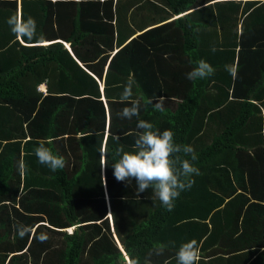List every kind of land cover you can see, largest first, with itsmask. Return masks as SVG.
<instances>
[{
  "label": "trees",
  "instance_id": "1",
  "mask_svg": "<svg viewBox=\"0 0 264 264\" xmlns=\"http://www.w3.org/2000/svg\"><path fill=\"white\" fill-rule=\"evenodd\" d=\"M21 14L38 38L11 32ZM201 59L214 74L187 79ZM130 78L141 108L129 120L118 113ZM160 97L164 113L145 104ZM139 119L198 156L171 211L114 178ZM39 142L63 169L38 162ZM262 200L264 0H0V264H177L191 239L199 264H264Z\"/></svg>",
  "mask_w": 264,
  "mask_h": 264
},
{
  "label": "clouds",
  "instance_id": "2",
  "mask_svg": "<svg viewBox=\"0 0 264 264\" xmlns=\"http://www.w3.org/2000/svg\"><path fill=\"white\" fill-rule=\"evenodd\" d=\"M11 32L16 38L23 40H33L38 38L36 31V21L32 17L26 20L23 15H12L7 19ZM66 45L67 42L65 43ZM65 46V45H64ZM190 63H192L190 61ZM230 75L235 78L236 69H230ZM214 74L213 67L201 59L186 74V78L191 81L202 80ZM135 80L130 78L123 86L120 95L121 102L130 103V107H124L118 116L121 118L132 119L139 117L141 103L139 99L133 98V85ZM145 104L152 105L154 111L165 112L164 97H160L155 102L151 99ZM141 130L135 134L133 150L126 151L123 147H117L113 156L115 162L111 165L114 178L118 182H129L134 180L136 183V195L146 192L149 188L153 189L155 198L158 199L166 210L174 208V201L179 197L180 192L190 189L194 184L193 176L201 175L199 168L193 165V161L198 156L190 145H180L175 142L174 132L171 130H155L152 123L139 119L136 125ZM119 140V137H114ZM34 154L40 164L47 166L51 171L56 172L65 167L63 157L53 154L44 142H39ZM185 157H190L187 159ZM108 166L107 159L101 168ZM24 171L26 167L21 166ZM67 232L71 229L65 227ZM31 229L26 226L18 227V235L23 238L29 234ZM40 242L48 239L47 234H40L36 237ZM166 245L158 244L149 253L151 255H163ZM177 264H199L200 248L196 239H191L182 243L176 252ZM131 264H139L138 260H131Z\"/></svg>",
  "mask_w": 264,
  "mask_h": 264
},
{
  "label": "crops",
  "instance_id": "3",
  "mask_svg": "<svg viewBox=\"0 0 264 264\" xmlns=\"http://www.w3.org/2000/svg\"><path fill=\"white\" fill-rule=\"evenodd\" d=\"M63 43H66V42H64V41H62ZM66 47V46H65ZM69 49V48H68ZM44 86V85H43ZM100 88H101V86H100ZM41 90H44V87H43V89H41ZM107 131H106V129H105V133H106ZM262 203H264V200H262ZM107 216H108V218H109V220H110V214H109V212L107 211ZM74 225H72V226H68V228H70V229H72V227H73ZM110 226H111V224H110ZM114 238H115V241H116V243H117V245H118V247H120L121 248V246H120V244L118 243V241H117V239H116V237L114 236ZM122 252L124 253V251L122 250ZM126 257V260H127V264H130V261H129V259L127 258V256H125ZM205 259V264L208 262V257H206V258H204ZM208 264H209V262H208ZM243 264H245V263H243Z\"/></svg>",
  "mask_w": 264,
  "mask_h": 264
},
{
  "label": "bare ground",
  "instance_id": "4",
  "mask_svg": "<svg viewBox=\"0 0 264 264\" xmlns=\"http://www.w3.org/2000/svg\"><path fill=\"white\" fill-rule=\"evenodd\" d=\"M43 87H44L43 84H40V85H39V88H40V89H43Z\"/></svg>",
  "mask_w": 264,
  "mask_h": 264
},
{
  "label": "water",
  "instance_id": "5",
  "mask_svg": "<svg viewBox=\"0 0 264 264\" xmlns=\"http://www.w3.org/2000/svg\"><path fill=\"white\" fill-rule=\"evenodd\" d=\"M67 48H68V45H66L65 43H63Z\"/></svg>",
  "mask_w": 264,
  "mask_h": 264
},
{
  "label": "rangeland",
  "instance_id": "6",
  "mask_svg": "<svg viewBox=\"0 0 264 264\" xmlns=\"http://www.w3.org/2000/svg\"><path fill=\"white\" fill-rule=\"evenodd\" d=\"M66 230V229H65ZM125 264H127V260L125 261Z\"/></svg>",
  "mask_w": 264,
  "mask_h": 264
},
{
  "label": "built area",
  "instance_id": "7",
  "mask_svg": "<svg viewBox=\"0 0 264 264\" xmlns=\"http://www.w3.org/2000/svg\"><path fill=\"white\" fill-rule=\"evenodd\" d=\"M38 88H39V85H38Z\"/></svg>",
  "mask_w": 264,
  "mask_h": 264
}]
</instances>
